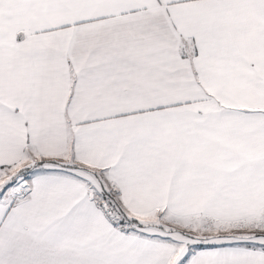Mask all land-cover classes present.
I'll return each instance as SVG.
<instances>
[{
  "label": "snow or ice",
  "instance_id": "snow-or-ice-1",
  "mask_svg": "<svg viewBox=\"0 0 264 264\" xmlns=\"http://www.w3.org/2000/svg\"><path fill=\"white\" fill-rule=\"evenodd\" d=\"M0 264H264V0H0Z\"/></svg>",
  "mask_w": 264,
  "mask_h": 264
}]
</instances>
